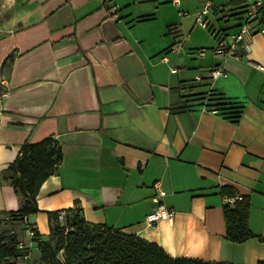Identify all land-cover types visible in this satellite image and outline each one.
<instances>
[{
  "label": "crops",
  "instance_id": "1",
  "mask_svg": "<svg viewBox=\"0 0 264 264\" xmlns=\"http://www.w3.org/2000/svg\"><path fill=\"white\" fill-rule=\"evenodd\" d=\"M182 5L13 0L0 8V170L24 142L51 136L62 153L38 189V211L26 217L41 236L49 232L47 211L78 206L88 222L140 236L172 257L264 261V24H251L237 55H224L217 41L250 20L247 0H210L203 19L214 45L196 16L188 28L172 14ZM214 67L222 74L210 77ZM196 76L202 89L243 102L238 121L180 107L183 82ZM156 183L171 221L145 220L157 205ZM222 186L249 199L254 236L243 242L225 237ZM19 203L0 186V215Z\"/></svg>",
  "mask_w": 264,
  "mask_h": 264
},
{
  "label": "trees",
  "instance_id": "2",
  "mask_svg": "<svg viewBox=\"0 0 264 264\" xmlns=\"http://www.w3.org/2000/svg\"><path fill=\"white\" fill-rule=\"evenodd\" d=\"M231 1L243 0H227L228 3ZM198 81L183 82L181 88L187 93L179 95L180 107L202 106L215 110L232 122L238 121L243 102L230 99L216 89H202L205 84ZM3 91L0 87V94ZM61 160L60 146L51 136L37 142H24L15 159L0 170V186H10L20 199L19 207L6 211L4 215L15 219L22 228L32 225L26 217L38 211V189L44 179L55 173ZM235 192L232 187H221L224 196H233ZM249 210L250 202L246 196L233 204L224 202L225 237L229 241L239 243L254 236L248 224ZM47 217L49 232L46 236H41L35 227L32 228L31 238L36 244L41 264H233L172 257L158 244L140 236L88 222L78 206L47 211ZM20 242L13 230L0 233V264H17L19 259L27 260L24 259L27 247H19ZM257 264H264V261Z\"/></svg>",
  "mask_w": 264,
  "mask_h": 264
},
{
  "label": "built area",
  "instance_id": "3",
  "mask_svg": "<svg viewBox=\"0 0 264 264\" xmlns=\"http://www.w3.org/2000/svg\"><path fill=\"white\" fill-rule=\"evenodd\" d=\"M173 4L178 5L179 0H171ZM247 6L248 9V15H249V21L243 23L240 26V29L231 36L227 37H220L217 41V46L215 48L216 53L224 54V55H237L238 53V44L239 42L244 38V36L250 32L252 29L251 24L254 23L255 26L258 24H264V12L259 15V12L261 9H264V2L261 0H247ZM210 7V0H206L203 7L197 12L196 14V22L201 25L202 27H207V22L203 19V15L208 12V9ZM118 9L117 5H113L109 13L114 14L116 10ZM181 14H184L185 12L180 11ZM252 19V20H251ZM261 31L264 32V27L261 28ZM179 46H174L172 48V51L177 52ZM198 52H201L202 49H198ZM171 71H175V69H171ZM222 74V69L220 67H214L210 70V77H217L218 75ZM196 80H201L200 76H196ZM155 193L152 197V200L157 204L156 207L146 215L145 220L148 223H154L159 219H167L171 221L174 216V211L170 208H166L161 203V197L164 195V191L159 186L158 183L154 185ZM242 195L235 192L233 196H225L224 201L229 202L230 204H233L235 200H241ZM33 225H29L26 229L27 234L31 238L33 235ZM19 247H23V243H19ZM24 259H28V255H24Z\"/></svg>",
  "mask_w": 264,
  "mask_h": 264
},
{
  "label": "rangeland",
  "instance_id": "4",
  "mask_svg": "<svg viewBox=\"0 0 264 264\" xmlns=\"http://www.w3.org/2000/svg\"><path fill=\"white\" fill-rule=\"evenodd\" d=\"M13 0H0V8H3V6L8 5V2H11ZM25 0H16V2L19 3H23ZM201 1V0H200ZM183 5L182 8L179 9V11H172V14H176L177 18H183L184 21V25L185 27L187 26L189 28V26L191 25L190 22V18L193 16V18H195L196 13L199 11H197L195 14H192V9L193 7L195 8L196 5L198 4V0H182ZM224 2V0H211V3L214 6H218L219 4H222ZM173 4V3H172ZM185 4V5H184ZM187 10L184 14L180 13V10ZM6 14V13H4ZM174 14V16H175ZM210 14V17L212 18V14ZM213 20V18H212ZM215 25H219L218 22L220 21H215ZM221 23V22H220ZM189 25V26H188ZM221 25H223V23H221ZM181 26V25H180ZM199 27H202L201 25L198 24ZM182 28V27H181ZM204 28V27H202ZM203 31L205 32V36L204 33L202 34L204 37H206L213 45H214V39L212 38L211 34L209 33V31H207L205 28L203 29ZM187 35V32L185 31L183 33V37ZM208 52H212V49L207 48L206 49ZM13 230L17 236L18 239L23 243L24 246H26V254L28 255V259L22 260L19 259L17 264H41L40 260H39V252L37 250L36 244L34 242V240L32 238H30L27 234L26 228H22V226H20L18 224V222L13 219L10 216L7 215H0V233L1 232H5V231H11ZM59 257H61V254H58Z\"/></svg>",
  "mask_w": 264,
  "mask_h": 264
}]
</instances>
